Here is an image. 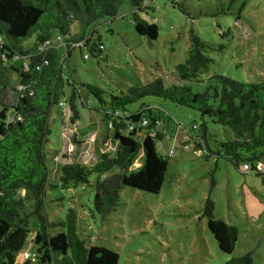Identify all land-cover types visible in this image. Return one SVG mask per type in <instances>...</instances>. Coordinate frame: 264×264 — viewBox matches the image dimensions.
<instances>
[{
    "label": "trees",
    "instance_id": "1",
    "mask_svg": "<svg viewBox=\"0 0 264 264\" xmlns=\"http://www.w3.org/2000/svg\"><path fill=\"white\" fill-rule=\"evenodd\" d=\"M125 3L130 5L135 32L149 43L156 41L159 29L150 15L156 10V0H0V264H16L32 233L28 220L22 217V191L35 203L36 263L119 264V254L113 250L86 246L78 234L73 209L58 222H50L44 212L51 180L48 144L52 110L65 97L66 85L73 90L69 97L72 120L80 119L76 104L79 91L84 105L102 114L104 128L110 133L108 139L117 146L114 155L101 154L91 167L72 163L59 169V182L64 188L91 185L94 178L93 211L103 218L115 211L125 187L151 194L160 192L169 156L157 150V143L166 137L159 111L167 102L200 114V126L194 124L188 130L179 124L186 149L192 142V150L201 151L216 163L224 159L237 171L249 165L250 173H255V164L261 165L264 77L259 83L217 74L202 78L214 62L207 55L214 48L194 30L190 31L188 57L176 66L178 84L166 85L157 78L145 86L108 94L95 84L76 81L70 64L73 51L80 49L85 60L101 61L105 47L96 25L115 20ZM172 5L186 13L180 0H173ZM26 42L31 45L25 46ZM9 63V68L4 66ZM6 70L19 76L20 89L12 104L4 98L9 86ZM196 83H203L201 91H194L192 84ZM210 123L228 128L229 139H216ZM140 153L142 164L133 168ZM106 174L109 175L102 179ZM213 210L214 204L208 199L205 214L209 230L219 250L230 255L235 250L238 229L223 220H214ZM31 263L28 260L22 264ZM224 264H254V260L247 253Z\"/></svg>",
    "mask_w": 264,
    "mask_h": 264
},
{
    "label": "rangeland",
    "instance_id": "2",
    "mask_svg": "<svg viewBox=\"0 0 264 264\" xmlns=\"http://www.w3.org/2000/svg\"><path fill=\"white\" fill-rule=\"evenodd\" d=\"M172 2L156 0V10L150 15L156 20L159 36L152 43L135 32L128 3L121 6L115 20L98 23L96 28L105 47L102 60H85L81 50L75 49L70 64L76 81L95 84L108 94L145 86L157 78L166 85L178 84L176 66L188 57L191 30L214 48L207 53L214 62L202 78L217 74L245 83L262 80L264 0H180L186 13ZM29 42L24 45L29 47ZM10 65L4 64L7 68ZM5 75L9 86L4 98L12 104L20 89L19 76L11 70ZM192 85L194 91L202 90L203 83ZM63 92L66 104L64 108L53 107L50 122L51 180L44 205L50 222L65 220L73 209L78 234L86 246L113 250L119 254V264H224L247 253L252 254L254 264H264V176L245 172L243 166L237 171L224 159L217 163L206 159L201 151L192 150V142L186 149L179 124L188 130L194 124L200 126L198 111L169 102L163 105L159 115L166 137L157 143V150L169 157L160 192L151 194L125 187L115 211L103 218L93 211L94 178L91 185L64 188L59 182V169L72 163L91 167L101 154L114 155L117 146L108 139L110 133L104 128L102 114L86 107L79 91L76 104L80 119L72 120V87L66 85ZM210 128L219 141L231 136L228 128L211 123ZM142 156L138 155L133 168L141 166ZM255 165L264 167V158L261 165ZM21 196L25 198L22 217L28 220L32 233L16 264L24 262L23 252L33 253L37 248L35 203L26 198L24 191ZM208 199L214 204V220L238 229L235 250L230 255L219 250L209 230L205 214Z\"/></svg>",
    "mask_w": 264,
    "mask_h": 264
},
{
    "label": "built area",
    "instance_id": "3",
    "mask_svg": "<svg viewBox=\"0 0 264 264\" xmlns=\"http://www.w3.org/2000/svg\"><path fill=\"white\" fill-rule=\"evenodd\" d=\"M65 104H66L65 98H62V99L59 101V104H58V105H59L60 107H63V108H64ZM251 169H252V167H250L249 165H244V167H243V170H244L245 172H248V173L252 172ZM254 172H255V173L262 174V173L264 172V167H263V166H260V167L257 166V168H256V170H254ZM22 257H23L24 262H25V261H28V260H30V261H32V262H35V261L38 260V258H39V254H37L36 252H33V253L23 252Z\"/></svg>",
    "mask_w": 264,
    "mask_h": 264
},
{
    "label": "clouds",
    "instance_id": "4",
    "mask_svg": "<svg viewBox=\"0 0 264 264\" xmlns=\"http://www.w3.org/2000/svg\"><path fill=\"white\" fill-rule=\"evenodd\" d=\"M24 263V262H23Z\"/></svg>",
    "mask_w": 264,
    "mask_h": 264
}]
</instances>
